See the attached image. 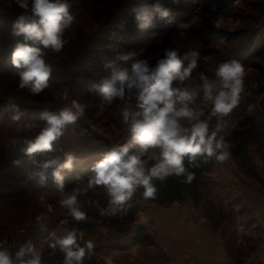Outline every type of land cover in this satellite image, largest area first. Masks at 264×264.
Listing matches in <instances>:
<instances>
[{"label": "rangeland", "instance_id": "1", "mask_svg": "<svg viewBox=\"0 0 264 264\" xmlns=\"http://www.w3.org/2000/svg\"><path fill=\"white\" fill-rule=\"evenodd\" d=\"M155 2L114 0L115 9L104 18L103 33L95 37L99 43L86 63L79 66L74 76L70 74L60 80V93L33 98V106L40 110L19 111L26 124L42 125L40 113L54 111L46 99H51L59 109L70 105L74 99L86 105L84 118L69 126L54 144L75 156L74 170L63 173L66 190L85 187L83 182L91 166L113 144L130 139L120 123V103L101 112L97 107L98 98L90 88L110 75L111 70L104 67L107 61L132 50L138 53L136 59H145L162 54L164 47L178 48L181 54L199 47L202 57L199 68L210 77L219 63L232 59L241 61L247 72L245 91L239 106L225 118L218 136L225 139L227 130L237 119L243 120L245 114L247 119H257V124L250 123L252 133L263 135L264 141V0H180L179 4L160 0L170 9L175 22L169 24L157 14L155 28L139 31L131 10ZM218 13L225 17V24L219 30L210 22ZM183 22H191L192 27L179 28ZM131 62L117 61L127 67ZM150 63L155 60L150 59ZM65 87L70 90L67 100L61 95ZM4 113H11L9 105ZM4 118L0 126L8 124ZM37 131L38 128L26 127L14 133L15 151L25 138H33ZM246 140L250 163L261 175V183L248 177L231 158L224 163L214 161V167L201 182L203 201L200 206L196 207L190 197L184 202L160 205L145 201L142 193L137 192L123 219L101 216L97 208L85 205V220L75 221L59 205L58 189L51 177L41 189L28 179L34 160L42 158L39 154L33 158L25 155L19 165L12 162L5 167L0 165V170L11 177L4 175L0 179V236L3 238L0 250L14 253L30 241L41 251L45 264H60L62 253L49 248L48 236L67 226L78 228L83 240L94 242L92 256L97 264H108L109 259L111 264H264V171L261 165L264 151L253 143L251 136ZM41 195L46 196L44 204L39 201ZM88 197L98 200L101 207L106 206L108 196L102 188L90 190ZM139 236L150 237L153 246H147L145 241L138 244Z\"/></svg>", "mask_w": 264, "mask_h": 264}, {"label": "clouds", "instance_id": "2", "mask_svg": "<svg viewBox=\"0 0 264 264\" xmlns=\"http://www.w3.org/2000/svg\"><path fill=\"white\" fill-rule=\"evenodd\" d=\"M179 4L180 0H172ZM22 10L12 22L11 35L22 37L11 54V64L18 77L19 89H27L33 96L42 94L50 87L53 66L46 60L48 50L59 54L69 40L66 33L72 28L76 17L71 11L70 0H14ZM134 24L141 31L156 27V15L167 23L175 22L170 9L160 0L151 5L134 7ZM212 26L219 30L225 24L222 13L214 15ZM185 30L191 22L178 25ZM143 50H141L142 52ZM155 57L136 59L135 50L117 55L107 61L105 68L110 75L93 84L90 92L98 98L97 107L103 112L114 103H120V123L127 129L130 139L113 144L90 168L83 183L85 187L65 189V175L74 170L73 152L54 147L69 126L84 118L86 105L72 100L58 111L44 110L40 113L42 125L31 139L23 140L21 151L29 158L37 154L43 158L34 160V168L28 179L38 188L46 186L49 178L58 189L59 205L75 221H83L87 213L85 205L98 209L101 216L123 219L128 215L130 201L137 192L145 201L155 200L157 182L161 184L170 177L191 184L195 171L211 161L224 163L231 156L230 142L218 133L228 117L240 104L245 91V66L232 59L219 63L210 77L200 70L202 60L199 47L181 54L175 47H164ZM154 59L155 63H150ZM117 61L131 62L123 66ZM65 87L61 95L69 96ZM14 111L12 119L19 121V106L9 99ZM57 153H62L57 154ZM19 165L21 161H14ZM79 179V178H78ZM102 188L108 196L106 206L88 197L90 190ZM41 204L46 196L39 197ZM49 248L62 253V264H84L94 251L92 240H83L76 227H63L49 233ZM0 264H45L41 251L32 242L22 244L14 253L0 250ZM108 264H111L109 259Z\"/></svg>", "mask_w": 264, "mask_h": 264}, {"label": "trees", "instance_id": "3", "mask_svg": "<svg viewBox=\"0 0 264 264\" xmlns=\"http://www.w3.org/2000/svg\"><path fill=\"white\" fill-rule=\"evenodd\" d=\"M113 1L114 0H70L72 4L71 11L75 15L76 20L72 28L66 33V38L69 40V43L65 45L63 51L59 54L53 53L50 50L46 52V60L53 66V73L49 82L50 87L42 94L32 96L27 89H19L18 77L14 76L15 69L11 64V54L14 46L18 40L22 41V37H13L11 35V25L22 10L14 3V0H0V124L5 120L4 117H6L8 122V124L0 126L1 167H5L6 163L12 162L13 165L15 164L14 161H23L25 159V154L21 151L24 145L22 144L15 151L14 146L17 145L12 142V136L17 131L25 129L28 124L21 120L22 118L19 121H14L12 119V116L15 114L13 110H11V113H4V109L9 105V99L14 100L16 105L19 106V111L22 109L25 111H27V109L38 111L40 109H38L36 105L33 106V98H38L42 95H47V97H49L52 96V94L60 93V80L70 74L74 76V73L79 71V66L86 63L90 52L97 46L96 44L99 43V40H95V37L103 33L102 27L105 25L104 18L108 17L113 9H115V3H112ZM46 103L52 105L51 110H59V108L53 105L54 103L51 99H46ZM244 115L243 120L237 119L233 126L227 130L225 140L230 142L233 146L231 148V159L236 165L244 171L248 177L253 180H258L261 183V175L254 164L250 163L251 157L247 152L248 141L246 139L248 135L251 136L254 139L253 143L258 147H262L264 151L263 135H259L257 132L255 134L252 133L253 126H250V123L257 124V119L254 117L247 119ZM214 164L215 162L213 160L207 164H202L201 168L194 170L195 179L191 184L182 183L181 179L177 177H170L162 184L157 182V198L149 201L151 203L164 205L166 203L184 202L186 198L190 197L196 207L200 206L203 201L200 192L201 182L206 172L211 171ZM261 165L264 171V154L262 156ZM32 170H30L28 174ZM0 172V179L4 178V175L9 179L11 178L3 172L2 169ZM220 215L221 219H223V210L220 211ZM221 219L220 221H223ZM140 236L137 237L136 242L138 244L141 245L143 241H145L147 246H153L150 237L144 236L141 238ZM2 239V236H0V242ZM60 264H62V259L60 260ZM84 264H97L96 258L91 256V259H85Z\"/></svg>", "mask_w": 264, "mask_h": 264}, {"label": "crops", "instance_id": "4", "mask_svg": "<svg viewBox=\"0 0 264 264\" xmlns=\"http://www.w3.org/2000/svg\"><path fill=\"white\" fill-rule=\"evenodd\" d=\"M234 202H235V200H234ZM248 209H250V210H251V209H253V208H248ZM263 255H264V254H262V256H263Z\"/></svg>", "mask_w": 264, "mask_h": 264}]
</instances>
